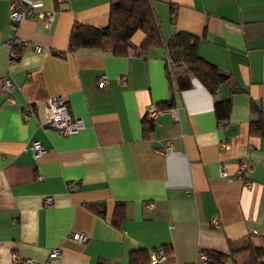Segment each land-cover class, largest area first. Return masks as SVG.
Masks as SVG:
<instances>
[{
	"label": "crops",
	"instance_id": "crops-1",
	"mask_svg": "<svg viewBox=\"0 0 264 264\" xmlns=\"http://www.w3.org/2000/svg\"><path fill=\"white\" fill-rule=\"evenodd\" d=\"M13 1L0 0V264H22L12 255L36 264H130L137 249L148 255L137 264H150L159 249V264H203L207 251L227 254L224 264H244L248 252L228 255L229 242H249L263 252L249 264H264V136L250 129L264 121V0H151L164 44L189 33L198 56L230 76L215 94L187 72L180 49L142 52L141 31L126 55L67 51L71 26H105L111 0H24L34 15L16 29ZM20 42L27 44L20 49ZM12 47L18 58L8 64ZM102 74L108 82L100 87ZM186 75L191 87L179 91L176 80ZM6 77L11 100L2 88ZM53 97L82 120L81 130L64 136L47 126L45 105ZM228 98L221 123L214 103ZM151 105L176 111L158 114L146 131ZM28 107L33 113L25 120ZM34 141L47 149L38 158ZM243 162L249 186L239 178ZM117 204L123 217L113 223ZM78 233L84 241L70 238ZM55 247L62 255L50 262Z\"/></svg>",
	"mask_w": 264,
	"mask_h": 264
},
{
	"label": "trees",
	"instance_id": "trees-1",
	"mask_svg": "<svg viewBox=\"0 0 264 264\" xmlns=\"http://www.w3.org/2000/svg\"><path fill=\"white\" fill-rule=\"evenodd\" d=\"M136 31H141L144 34V39L140 45L142 52H147L157 45L165 46L168 53L172 49H180L182 61L187 66V72L200 80L212 94H215L221 83L230 80L227 73L198 56L197 38L195 36L186 32H179L168 42L163 43L160 26L151 0H111L109 16L105 26L94 27L76 22L71 26L67 51L73 52L82 47H92L105 49L116 55H126L130 46V38ZM168 57H170L169 54ZM191 84V78L187 75L176 80V87L179 91L190 88ZM234 91H236L235 87L232 88V92ZM230 103L229 98L214 103V113L219 122L226 123L228 120ZM166 106H162V108H166ZM145 125L144 130H150L153 127V121H145ZM250 129L264 136V121L258 119L250 122ZM88 206L99 214L104 213V208L100 205L90 204ZM121 206L120 204L115 206L111 218L113 223H118L123 217ZM229 248L228 255L244 250L248 252L244 264L253 263L263 256V252L252 247L249 242L245 246H237L233 242H229ZM205 253L207 254L206 264H224L223 259L227 255L222 252L207 251ZM147 259V251L144 249L134 250L129 255L130 264H137L140 261L144 263ZM97 264L103 263L99 261Z\"/></svg>",
	"mask_w": 264,
	"mask_h": 264
},
{
	"label": "built area",
	"instance_id": "built-area-1",
	"mask_svg": "<svg viewBox=\"0 0 264 264\" xmlns=\"http://www.w3.org/2000/svg\"><path fill=\"white\" fill-rule=\"evenodd\" d=\"M34 15V9L31 5H28L24 0H14L10 3L9 6V19L10 24L13 29H16L18 25L21 23L23 19L29 16ZM48 19L52 18V14H47L46 16ZM27 42H20L19 47L20 49L23 48ZM12 45V44H10ZM13 46V45H12ZM34 50H39L38 45L33 46ZM18 58V52L13 50L10 51V54L8 56V64H12L16 59ZM167 66L168 69H171L173 66V60L170 57H166ZM108 82V77L105 74H102L98 78V86L103 87ZM118 82L120 84L126 83V76H120L118 78ZM12 81L9 77H6L2 80V88L4 90V93L6 94L8 100H11V92H12ZM176 111L175 108L167 107V108H158L155 105H151L145 113V120L148 121H154L158 114L164 113V112H170L174 113ZM33 113V108L28 107L26 111L24 112V119L28 120L30 116ZM45 113H46V124L48 127L55 129L60 135H70L72 133H76L79 130L83 128V122L81 119L72 118L67 110V105L64 99L53 97L49 98L45 105ZM222 147L225 146V144H221ZM32 150L34 151V157L38 158L40 157L44 152H46V148L41 144L39 141L32 142L31 145ZM165 149H169V145L166 146ZM250 168L247 163L243 162L240 164L239 168V178L246 186H249L251 182L248 179H244L242 175L249 171ZM226 172L224 171L223 167H220V174L221 176L224 175ZM41 179V178H38ZM71 186V184H70ZM51 197H47L45 199V202L48 203L51 201ZM147 206L149 208H152L153 204L148 203ZM70 238L73 240L78 241H84L85 235L82 233L78 234H71ZM62 255V251L60 247H55L52 250H50L48 254V260L50 262H55L57 259H59ZM165 259V254L162 250H156L151 255L150 264H159L162 260ZM200 259L203 264H206L207 261V254L206 253H200ZM12 260L14 262H20L22 264H36L32 259L29 258H23L20 259L15 255H12Z\"/></svg>",
	"mask_w": 264,
	"mask_h": 264
}]
</instances>
